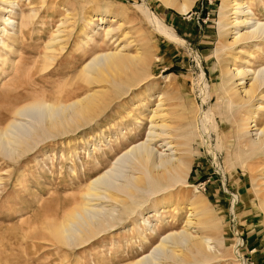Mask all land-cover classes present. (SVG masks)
Masks as SVG:
<instances>
[{
    "label": "rangeland",
    "instance_id": "374dc122",
    "mask_svg": "<svg viewBox=\"0 0 264 264\" xmlns=\"http://www.w3.org/2000/svg\"><path fill=\"white\" fill-rule=\"evenodd\" d=\"M143 1L182 39L180 44L152 29L138 10ZM247 1L253 18L264 21V0ZM220 3L194 0L180 12L157 0H16L14 12L7 0H0V126L24 103L35 99L65 103L86 91L81 68L96 53L113 50L117 43L128 44L132 54L147 48L145 69L134 72L130 67L123 71L127 75L116 73L129 78L115 94L107 92L111 102L92 122L49 137L40 133L26 151L0 154V264H130L151 251L156 254L153 248L163 236L181 231L188 203L198 196L207 204L210 229L203 232L212 236L214 249L207 251L211 259L190 261L264 264V154L245 146L246 137L236 131L232 120L235 115L245 118L248 107L230 111L220 78L229 65L252 70L264 66V41L229 44L234 27L219 28ZM97 14L115 16L122 23L112 38L97 29L99 20L86 23ZM227 14L233 16L232 11ZM5 17L13 23L6 25ZM57 28L64 30L62 41L49 48ZM202 81L205 95L200 91ZM93 84V89L107 87ZM158 94L164 100L160 119L169 125L163 140L178 145L184 157L180 181L169 193L139 194L135 199L140 210L73 248L55 243L47 236V224L61 218L91 177L108 170L127 147L147 138L149 108L160 102ZM258 99L254 102L264 106V99ZM200 108L212 115L206 123L210 145L202 143L193 122ZM16 119L24 128L33 124L30 116ZM263 119L264 109L257 111L258 123ZM163 207L166 211L157 213ZM173 207L183 211L173 214ZM107 209L90 215L102 216ZM141 214L149 216V223L142 224Z\"/></svg>",
    "mask_w": 264,
    "mask_h": 264
},
{
    "label": "bare ground",
    "instance_id": "6f19581e",
    "mask_svg": "<svg viewBox=\"0 0 264 264\" xmlns=\"http://www.w3.org/2000/svg\"><path fill=\"white\" fill-rule=\"evenodd\" d=\"M7 1L12 8L16 0ZM157 1L165 8L172 7L180 12H186L194 2V0H190L189 3H187L188 0ZM137 6L139 12L150 23L155 32L163 35L169 41L178 42L179 44L182 42V39L174 34L172 28L164 23L144 1L141 4H137ZM106 10L100 9L102 12H106ZM227 11H232L233 16L228 17ZM8 12L11 13L12 10L9 9ZM101 14L104 15L105 13ZM101 14L91 16L86 23L99 20L100 24L97 29L101 28L104 30L105 37L110 39L114 33L113 31L120 29L122 23L115 16L105 18ZM219 14V28H223L225 25L234 27L231 30L232 39L229 44L237 41H243V43L254 42L255 44L257 43L256 41H264V21L253 18L254 13L250 9L247 0H221ZM3 20L6 25L13 23L9 17H5ZM65 22L66 19L63 22L61 21L58 25L59 28ZM63 31L57 28V34L50 40L49 48L55 42L62 41ZM95 33L94 31L93 34ZM126 34L127 32H124L123 36L125 37ZM87 38L89 40L91 36ZM146 50L142 48L137 50V53L132 54L131 52L129 53L128 44L120 45L117 43L115 49L96 53L82 65L81 81L85 84L84 87L89 86L82 94H76L77 96L72 98L70 96L71 100H68V102L64 101L65 103L57 104L44 99H35L17 106L12 118L3 126H0V154L11 151L13 153L24 151L27 146L29 147L30 140H34V136H39L40 133L49 137L55 133L69 131L77 124L92 122L112 99L108 98L110 96H108L107 92L110 90L115 94L122 88V82H124L126 77H118L116 73H122L130 67L135 68L136 71L134 70V72L141 71L140 68L142 69L146 64ZM147 60L149 61V59ZM114 73L119 79L112 77ZM125 75L127 74L125 73ZM201 75L202 73L200 77ZM224 76L225 79L223 78ZM224 76L220 78H222V96L227 101L226 106L231 108V112H238L242 108L248 107L245 110L247 111L245 118H239V116L234 114L235 117L232 121L236 125V131L239 132L241 137H246L247 144L245 146L248 145L256 153L263 152L264 154V119L259 123L257 120V111L264 109V106L256 103V101L254 102L255 98L264 99V66L259 67L257 70H252L247 67L239 68L233 66L231 68L229 65L226 66ZM128 78L129 76H127L125 82H127ZM121 79L123 81H120ZM95 82L99 84L101 82L104 84L103 86L107 87L93 89L90 85L92 86ZM201 83L200 91L205 95V83L203 81ZM102 84L100 85L102 86ZM157 96H159L160 102L155 107L149 108L151 125L147 138L127 147L116 160L110 163L108 170L91 177L84 189L72 201L71 206L62 214L61 218L56 222L47 224V236L55 243L73 248L95 237L100 232L109 230L115 225L114 222L120 223L130 214L133 215V213L140 210L142 206L135 199L140 197L138 196L139 194L148 191L154 197L164 192L169 193L175 183L177 184L180 181L185 169L184 157L178 153L176 147L178 145H175L170 140H163V136L167 137L166 128L169 125L163 122L162 118L160 119V116H162L161 111L164 109L162 108L164 100H162V94ZM204 97H202V101H204ZM107 98L110 100L108 101ZM252 107L254 108L253 110L251 109ZM17 115L21 117L30 116L33 124L25 128L21 127L16 119ZM193 119L196 129L201 134L202 143L210 145L208 141L209 127L206 123L212 119V115L209 111H204L200 108L196 111V117ZM17 127H21V130L17 129ZM160 138L163 142H159ZM157 145L164 146L165 148L163 149L166 151H163V149L159 150ZM254 152L252 155H254ZM255 160L259 161L260 156ZM261 197L264 201V196L261 195ZM104 207H108V209L107 212L101 214L102 216L95 217L90 215L91 212H95L98 209L101 210ZM187 208L189 213L185 215L181 231L163 236L159 244L153 248V250H158L156 254L151 251V253L133 260L130 264H181V262H183L182 264L184 262L190 264L192 262L190 260L198 261L197 263H199L211 259L212 256L207 251L214 249L213 238L203 232L204 229L209 228L207 204L198 196L190 200ZM162 211H166V208L163 207L162 210L160 208L157 213ZM179 211L181 214L182 208L177 207L176 209V207H173L171 209L173 214H179ZM148 217L145 215L141 216L143 225L149 223ZM150 230L153 232V228ZM239 243L240 239H237L236 244ZM189 257L190 259L186 260ZM192 264L194 263L192 262Z\"/></svg>",
    "mask_w": 264,
    "mask_h": 264
}]
</instances>
